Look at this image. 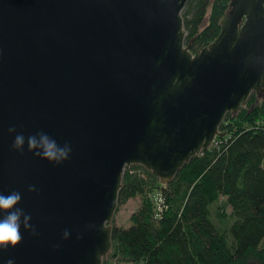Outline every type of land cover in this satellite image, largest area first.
<instances>
[{
	"label": "water",
	"instance_id": "1",
	"mask_svg": "<svg viewBox=\"0 0 264 264\" xmlns=\"http://www.w3.org/2000/svg\"><path fill=\"white\" fill-rule=\"evenodd\" d=\"M187 1L0 0V191L20 190L36 226L0 264H103L125 166L167 183L264 92V0H231L195 52ZM10 125L69 141L70 158L13 149Z\"/></svg>",
	"mask_w": 264,
	"mask_h": 264
},
{
	"label": "trees",
	"instance_id": "2",
	"mask_svg": "<svg viewBox=\"0 0 264 264\" xmlns=\"http://www.w3.org/2000/svg\"><path fill=\"white\" fill-rule=\"evenodd\" d=\"M230 1H187L182 16L192 51L219 34ZM219 130L165 184L141 163L125 166L118 204L142 200L128 225L112 224L103 264H113L109 256L139 264H264V93L252 91Z\"/></svg>",
	"mask_w": 264,
	"mask_h": 264
},
{
	"label": "clouds",
	"instance_id": "3",
	"mask_svg": "<svg viewBox=\"0 0 264 264\" xmlns=\"http://www.w3.org/2000/svg\"><path fill=\"white\" fill-rule=\"evenodd\" d=\"M9 133H14L11 147L19 152L27 149L35 156L46 158L48 161L60 164L70 158L72 145L65 140L61 143L49 132L38 129L25 134L17 131L16 125H10ZM29 190H37L34 184L28 185ZM22 193L18 189L8 192L0 191V250L16 246L22 239V229H31L36 233V226L31 223V213L27 212L20 204ZM71 235L68 228L63 230L65 238ZM5 264H14V259L9 258Z\"/></svg>",
	"mask_w": 264,
	"mask_h": 264
},
{
	"label": "rangeland",
	"instance_id": "4",
	"mask_svg": "<svg viewBox=\"0 0 264 264\" xmlns=\"http://www.w3.org/2000/svg\"><path fill=\"white\" fill-rule=\"evenodd\" d=\"M210 11H211V5L209 6V8L207 10V17H206L203 25L207 24V22H208L207 19H208V16L210 14ZM185 43H186V41H185ZM145 175H147V173ZM141 200H142V198L140 197V195H137L135 197L130 198L125 203L118 204V206L115 210V213L113 215L111 225L113 223H115L117 225H123V226L128 225V223L131 220L132 213H134L138 210L140 203H141ZM108 260H109V262H111L113 264H139V263H135L132 261H126V260L118 259L117 256H109Z\"/></svg>",
	"mask_w": 264,
	"mask_h": 264
},
{
	"label": "flooded vegetation",
	"instance_id": "5",
	"mask_svg": "<svg viewBox=\"0 0 264 264\" xmlns=\"http://www.w3.org/2000/svg\"><path fill=\"white\" fill-rule=\"evenodd\" d=\"M261 92V91H260ZM262 93H264V92H262Z\"/></svg>",
	"mask_w": 264,
	"mask_h": 264
}]
</instances>
